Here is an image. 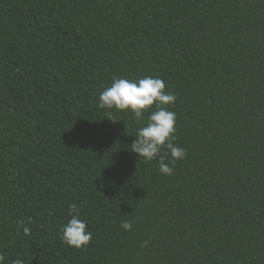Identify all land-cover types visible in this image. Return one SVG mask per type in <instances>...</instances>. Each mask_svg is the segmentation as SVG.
<instances>
[{
    "label": "trees",
    "instance_id": "1",
    "mask_svg": "<svg viewBox=\"0 0 264 264\" xmlns=\"http://www.w3.org/2000/svg\"><path fill=\"white\" fill-rule=\"evenodd\" d=\"M148 75L176 96L171 176L131 151L148 112L99 107ZM0 256L264 264V0H0Z\"/></svg>",
    "mask_w": 264,
    "mask_h": 264
},
{
    "label": "clouds",
    "instance_id": "2",
    "mask_svg": "<svg viewBox=\"0 0 264 264\" xmlns=\"http://www.w3.org/2000/svg\"><path fill=\"white\" fill-rule=\"evenodd\" d=\"M98 99L100 108L131 112L136 120H140L145 112L149 113L147 123L137 129L131 151L145 161L158 160L159 172L171 176L174 168L170 165L183 160L186 152L174 143L177 116L169 106L175 103L176 96L166 90L165 82L151 75L139 79L114 78L111 85L100 92ZM68 216L70 219L61 226L62 242L70 247H86L92 240V233L88 231L86 221L81 219L76 204L69 206ZM120 227L129 231L133 225L131 221H122ZM24 232L29 234V229L25 228ZM141 246L147 247V241ZM4 259L0 256V264H4ZM12 264L24 262L17 258Z\"/></svg>",
    "mask_w": 264,
    "mask_h": 264
}]
</instances>
